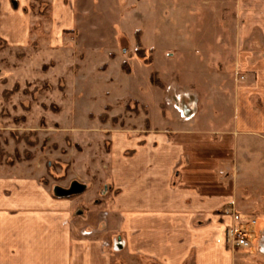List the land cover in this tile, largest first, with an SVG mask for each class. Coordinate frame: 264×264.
Wrapping results in <instances>:
<instances>
[{"label":"rangeland","instance_id":"rangeland-1","mask_svg":"<svg viewBox=\"0 0 264 264\" xmlns=\"http://www.w3.org/2000/svg\"><path fill=\"white\" fill-rule=\"evenodd\" d=\"M236 7V0H0L7 196L44 194L111 212L127 183L159 164L166 193L181 188L187 201L194 189L209 195V223L224 232L229 264H258L264 35L242 31ZM184 108L193 110L188 119ZM231 229L250 245L227 243Z\"/></svg>","mask_w":264,"mask_h":264},{"label":"crops","instance_id":"crops-1","mask_svg":"<svg viewBox=\"0 0 264 264\" xmlns=\"http://www.w3.org/2000/svg\"><path fill=\"white\" fill-rule=\"evenodd\" d=\"M236 6L242 31L264 35V0ZM159 166L128 182L111 212L44 194L22 200L0 183V264H119V256L125 264H229L224 232L209 223V195L194 189L191 202L181 188L166 193Z\"/></svg>","mask_w":264,"mask_h":264},{"label":"built area","instance_id":"built-area-1","mask_svg":"<svg viewBox=\"0 0 264 264\" xmlns=\"http://www.w3.org/2000/svg\"><path fill=\"white\" fill-rule=\"evenodd\" d=\"M192 109L184 108V110L181 113V117L184 119H188L189 117L192 116ZM235 230L231 229L226 232V241L227 243H232V245L239 247V248H247L250 243L244 237L240 236L239 234H236L234 232ZM261 251L264 252V249H260Z\"/></svg>","mask_w":264,"mask_h":264},{"label":"trees","instance_id":"trees-1","mask_svg":"<svg viewBox=\"0 0 264 264\" xmlns=\"http://www.w3.org/2000/svg\"><path fill=\"white\" fill-rule=\"evenodd\" d=\"M81 193H83L82 190H80L79 192H77V194H81ZM62 196H64V195H62ZM62 196H61V197H62ZM70 196H71V195L67 194V195H65L64 197L68 198V197H70ZM57 197H60V196H57Z\"/></svg>","mask_w":264,"mask_h":264}]
</instances>
